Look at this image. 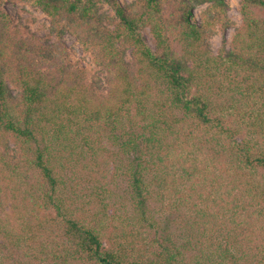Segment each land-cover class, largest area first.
I'll return each mask as SVG.
<instances>
[{
    "label": "trees",
    "instance_id": "1",
    "mask_svg": "<svg viewBox=\"0 0 264 264\" xmlns=\"http://www.w3.org/2000/svg\"><path fill=\"white\" fill-rule=\"evenodd\" d=\"M28 1L106 88L0 7V264H264V0Z\"/></svg>",
    "mask_w": 264,
    "mask_h": 264
},
{
    "label": "rangeland",
    "instance_id": "2",
    "mask_svg": "<svg viewBox=\"0 0 264 264\" xmlns=\"http://www.w3.org/2000/svg\"><path fill=\"white\" fill-rule=\"evenodd\" d=\"M123 3L130 4L134 0H120ZM229 6L227 15L229 21L225 26H219L210 35V47L212 51L217 54L223 48H229L232 39L243 23V16L241 13V0H228ZM0 7L3 12L7 13L11 19L12 28L19 33V35H26L27 32L34 33L41 41L54 42L61 39L68 47V60L74 65L83 67L86 72L88 80L92 81L96 76L100 78L101 85L106 88L105 72L98 67L93 61L91 52L83 45L70 31L65 30L62 35L56 34L51 28V21L49 16L38 6L32 4L28 0H0ZM208 4L198 5L194 10V15L197 20H200L202 12L207 9ZM100 13L105 19L109 21L110 15L114 14L112 7L109 4H104ZM111 26H113L110 23ZM148 45L155 49V38L149 26L142 28ZM131 52L127 53V59H131Z\"/></svg>",
    "mask_w": 264,
    "mask_h": 264
}]
</instances>
